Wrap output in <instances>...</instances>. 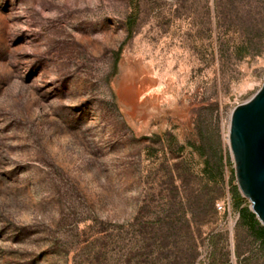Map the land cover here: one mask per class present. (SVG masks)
Returning a JSON list of instances; mask_svg holds the SVG:
<instances>
[{
	"label": "rangeland",
	"instance_id": "1",
	"mask_svg": "<svg viewBox=\"0 0 264 264\" xmlns=\"http://www.w3.org/2000/svg\"><path fill=\"white\" fill-rule=\"evenodd\" d=\"M263 76L264 0H0V264H264L228 145Z\"/></svg>",
	"mask_w": 264,
	"mask_h": 264
},
{
	"label": "water",
	"instance_id": "2",
	"mask_svg": "<svg viewBox=\"0 0 264 264\" xmlns=\"http://www.w3.org/2000/svg\"><path fill=\"white\" fill-rule=\"evenodd\" d=\"M228 145L242 200L264 229V76L259 90L231 111Z\"/></svg>",
	"mask_w": 264,
	"mask_h": 264
},
{
	"label": "trees",
	"instance_id": "3",
	"mask_svg": "<svg viewBox=\"0 0 264 264\" xmlns=\"http://www.w3.org/2000/svg\"><path fill=\"white\" fill-rule=\"evenodd\" d=\"M254 215L252 213L247 212L246 210H240V218L242 223H247L248 219H254ZM260 240H264V229L263 227L259 229V233L257 236Z\"/></svg>",
	"mask_w": 264,
	"mask_h": 264
},
{
	"label": "built area",
	"instance_id": "4",
	"mask_svg": "<svg viewBox=\"0 0 264 264\" xmlns=\"http://www.w3.org/2000/svg\"><path fill=\"white\" fill-rule=\"evenodd\" d=\"M216 207H217L218 209H224L222 203H217V204H216Z\"/></svg>",
	"mask_w": 264,
	"mask_h": 264
}]
</instances>
